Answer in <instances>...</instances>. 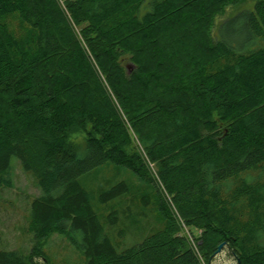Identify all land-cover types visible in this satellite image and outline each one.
I'll use <instances>...</instances> for the list:
<instances>
[{
    "label": "trees",
    "instance_id": "trees-1",
    "mask_svg": "<svg viewBox=\"0 0 264 264\" xmlns=\"http://www.w3.org/2000/svg\"><path fill=\"white\" fill-rule=\"evenodd\" d=\"M128 125L204 230L205 258L226 243L238 264H264V0H0V190L19 160L41 192L37 237L67 233L86 264H202L174 222L123 247L130 183L92 189L100 171L136 173ZM38 258L51 264L0 250V264Z\"/></svg>",
    "mask_w": 264,
    "mask_h": 264
},
{
    "label": "rangeland",
    "instance_id": "rangeland-1",
    "mask_svg": "<svg viewBox=\"0 0 264 264\" xmlns=\"http://www.w3.org/2000/svg\"><path fill=\"white\" fill-rule=\"evenodd\" d=\"M248 3L245 6L230 8L224 16H220L216 21L215 28L214 26L212 28V30L215 29L214 34L217 27L233 14L246 8L253 10V5ZM61 5L68 13L66 5L63 3ZM74 29L81 38V28L74 26ZM123 65L127 69L128 75H131L134 65L128 56L123 58ZM166 85V88L169 89L170 85L165 83ZM164 90L166 89L164 88ZM111 93L113 94V91ZM113 96L115 97L114 94ZM124 120L128 123L127 119L124 118ZM91 129L92 126L88 125L85 129L70 136V145L76 152L80 151L86 143L88 132ZM128 129L130 144L127 147V152L135 164L136 173L117 172L115 169L100 171L91 185L92 189L97 192L107 187L106 183L109 181L126 180L130 183L131 193L129 196L118 202L117 206L115 205L123 215L121 225L128 228V235L123 247H133L150 233L174 222L202 264H238L228 245L220 253H215L212 258H205L202 250L204 230L196 224H189L183 217L173 196L169 194L160 179L157 165L146 154L140 137L132 131L129 125ZM10 177L12 184L8 188L0 190V250H15L29 255L33 249L39 248L47 255L51 264H86L82 251L67 233L58 231L44 240L37 237L32 215V202L41 195V192L36 186L34 178L22 170L21 163L17 159H13ZM141 196L148 199L147 206L139 204ZM163 202L166 211L162 210ZM110 209V207L100 208V215L108 214ZM112 236H114L113 233ZM37 261L47 264L40 258Z\"/></svg>",
    "mask_w": 264,
    "mask_h": 264
},
{
    "label": "water",
    "instance_id": "water-1",
    "mask_svg": "<svg viewBox=\"0 0 264 264\" xmlns=\"http://www.w3.org/2000/svg\"><path fill=\"white\" fill-rule=\"evenodd\" d=\"M225 246H226V243L221 244V245L219 246V248H218L217 253H220V252L223 250V248H224Z\"/></svg>",
    "mask_w": 264,
    "mask_h": 264
}]
</instances>
